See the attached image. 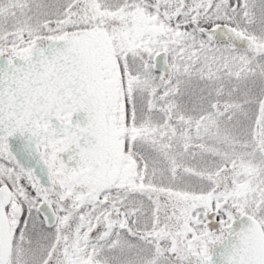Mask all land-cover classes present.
Segmentation results:
<instances>
[{
    "label": "snow or ice",
    "instance_id": "6c2138e0",
    "mask_svg": "<svg viewBox=\"0 0 264 264\" xmlns=\"http://www.w3.org/2000/svg\"><path fill=\"white\" fill-rule=\"evenodd\" d=\"M0 264H264V0H0Z\"/></svg>",
    "mask_w": 264,
    "mask_h": 264
}]
</instances>
